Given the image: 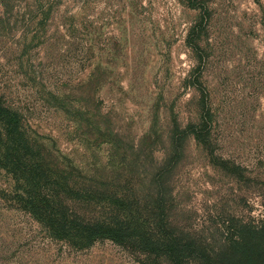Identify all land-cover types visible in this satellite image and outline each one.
Returning <instances> with one entry per match:
<instances>
[{"label":"rangeland","instance_id":"374dc122","mask_svg":"<svg viewBox=\"0 0 264 264\" xmlns=\"http://www.w3.org/2000/svg\"><path fill=\"white\" fill-rule=\"evenodd\" d=\"M0 97L69 181L46 195L130 232L52 236L0 160V264H143L141 234L264 218V0H0Z\"/></svg>","mask_w":264,"mask_h":264},{"label":"trees","instance_id":"16d2710c","mask_svg":"<svg viewBox=\"0 0 264 264\" xmlns=\"http://www.w3.org/2000/svg\"><path fill=\"white\" fill-rule=\"evenodd\" d=\"M196 7L194 2L190 4ZM198 141L202 133L191 130ZM0 160L3 167L14 171L27 185V194H18L17 201L39 216L48 232L77 245H89L100 237L126 239L129 227L113 217L109 221H78L69 214L58 193L46 195L48 187L70 191L67 177L54 169L38 146L30 143L22 127L20 113L0 97ZM20 178H17L18 180ZM223 240L202 242L192 237L143 235L136 242L144 246L147 255L143 264H150V252L159 256L158 264H264V218L258 224L234 223Z\"/></svg>","mask_w":264,"mask_h":264}]
</instances>
